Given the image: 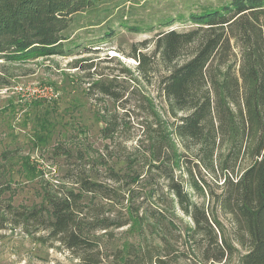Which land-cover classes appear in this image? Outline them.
I'll use <instances>...</instances> for the list:
<instances>
[{
	"label": "rangeland",
	"instance_id": "1",
	"mask_svg": "<svg viewBox=\"0 0 264 264\" xmlns=\"http://www.w3.org/2000/svg\"><path fill=\"white\" fill-rule=\"evenodd\" d=\"M195 1L205 3L98 0L95 9L75 15L67 31L71 55L26 62L0 59V169L4 172L0 181V264H83V256L100 264H115L120 252L125 250L126 255L132 246L131 258L139 264H151V258L154 261L159 254L167 255L168 264H239L247 247L238 243L239 227L217 199L211 201L207 196L205 208L219 242L226 239L233 247V253L222 262L204 259L203 250L210 240L202 233L205 226L199 231L191 216L171 207L163 177L148 162V138L143 128L149 124L147 110L125 111L119 107L121 103L102 96L94 86L101 74L113 77L123 67L134 71L137 62L129 56L132 45L162 30L183 29L188 22L176 16L196 9L199 3ZM170 16L173 21L165 24ZM108 29L113 32L109 37L104 36ZM17 86H50L59 97L54 101L29 99L16 91ZM140 86V94L155 97L167 120L165 103L155 89ZM106 120L110 121L107 133L103 130ZM112 172L124 179L114 182ZM135 175L141 180L132 184ZM82 178L115 192L110 197L85 194L78 220L85 225L87 243L75 253L52 237L45 199L81 192ZM157 184L159 188L152 193ZM212 190L221 192L215 185ZM189 191L194 200L203 202ZM131 209L140 216L148 212L143 231L133 224L118 226L130 220ZM21 212L28 216L35 212L36 219H17ZM152 214L163 218L164 225ZM101 220L110 227H98ZM209 249L213 254L217 246Z\"/></svg>",
	"mask_w": 264,
	"mask_h": 264
},
{
	"label": "trees",
	"instance_id": "2",
	"mask_svg": "<svg viewBox=\"0 0 264 264\" xmlns=\"http://www.w3.org/2000/svg\"><path fill=\"white\" fill-rule=\"evenodd\" d=\"M97 2L0 0V59L26 62L71 55L67 31L75 15L95 9ZM195 2L199 3L196 9L176 16L188 22L183 29L162 30L132 45L129 56L137 62L134 71L123 67L113 77L99 74L94 86L102 96L121 103L119 107L125 111L147 110L149 124L143 128L148 138V162L163 177L171 207L191 216L199 231L205 226L202 233L210 240L203 250L204 259L222 262L233 253L226 239L219 242L210 222L205 208L208 196L211 201L217 199L239 227L237 241L247 247L239 264H264V0ZM172 21L170 16L164 23ZM112 33L108 29L104 36ZM141 84L155 89L165 103L167 120L155 97L140 94ZM109 122L106 120L105 133L110 130ZM112 173L114 182L124 179L119 178L120 173ZM3 176L0 169V181ZM140 180V175L131 177L132 184ZM79 183V193L45 199L49 204L47 228L54 239L75 253L87 243L85 225L78 220L85 194L110 197L115 192L87 178ZM212 185L221 192L215 194ZM157 186L152 187V193ZM189 190L203 202L194 200ZM128 213L130 220L118 226L133 224L143 231L148 212L140 216L131 209ZM30 215L21 212L17 219H36L35 212ZM151 216L164 225L163 218ZM213 223L220 230L217 218ZM110 225L101 220L98 227ZM210 245L217 246L213 254ZM131 248L126 249V255L125 250L120 252L115 264H139L131 258ZM138 249L142 251V247ZM82 259L83 264H100L90 257ZM154 263L168 264L167 255L159 254L154 261L151 258Z\"/></svg>",
	"mask_w": 264,
	"mask_h": 264
},
{
	"label": "built area",
	"instance_id": "3",
	"mask_svg": "<svg viewBox=\"0 0 264 264\" xmlns=\"http://www.w3.org/2000/svg\"><path fill=\"white\" fill-rule=\"evenodd\" d=\"M16 91L29 99H45L48 101H54L59 97V92L50 86H17Z\"/></svg>",
	"mask_w": 264,
	"mask_h": 264
}]
</instances>
